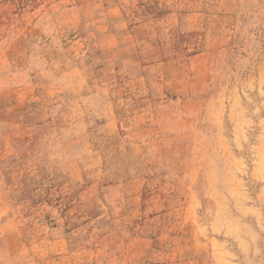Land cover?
Segmentation results:
<instances>
[{"label":"rangeland","instance_id":"obj_1","mask_svg":"<svg viewBox=\"0 0 264 264\" xmlns=\"http://www.w3.org/2000/svg\"><path fill=\"white\" fill-rule=\"evenodd\" d=\"M0 264H264V0H0Z\"/></svg>","mask_w":264,"mask_h":264}]
</instances>
